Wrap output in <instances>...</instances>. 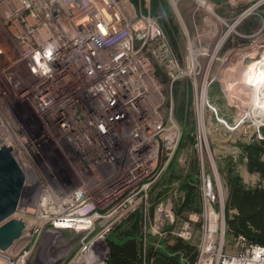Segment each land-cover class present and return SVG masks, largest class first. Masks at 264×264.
Listing matches in <instances>:
<instances>
[{
  "label": "built area",
  "instance_id": "2783aa9c",
  "mask_svg": "<svg viewBox=\"0 0 264 264\" xmlns=\"http://www.w3.org/2000/svg\"><path fill=\"white\" fill-rule=\"evenodd\" d=\"M242 1L253 3L239 22L264 7ZM210 6H201L208 27ZM186 49L180 61L157 18L133 0H0V147L24 174L13 216L24 229L0 264H31L52 234L53 249L77 245L62 264H106V234L147 200L179 149L174 85L189 79L200 90L197 112L206 107L198 79L208 51L189 40ZM199 192L207 229L197 264H264V247L243 236L227 246L224 202L203 171ZM195 218L174 235L192 241ZM174 220L163 201L146 230L161 235Z\"/></svg>",
  "mask_w": 264,
  "mask_h": 264
},
{
  "label": "rangeland",
  "instance_id": "374dc122",
  "mask_svg": "<svg viewBox=\"0 0 264 264\" xmlns=\"http://www.w3.org/2000/svg\"><path fill=\"white\" fill-rule=\"evenodd\" d=\"M165 1L169 13L158 14L157 20L162 28L165 24L164 27L171 30L168 40L173 44L172 48L180 61H183L186 56L188 40L208 51L200 60L202 70L198 79L199 85L203 80L207 86L205 89L206 107L202 113L199 114L196 110V108L199 110L196 103L199 101L200 90L198 88L195 91L189 79L178 81L174 85L175 89L173 87V106H179L182 103L181 98L184 97L186 119L183 122L188 129L194 128L191 133L193 141L177 151L173 164L177 169L186 171L190 164L197 160L199 173L203 171L205 174L211 175L214 189L219 194L220 201L225 202L227 187L224 177L219 171L220 165L227 157L232 158L234 162L239 160L240 153L235 144L248 142L255 136L259 138L260 129L264 128V124L256 125L250 115L243 114L251 106L252 100H248L242 93L243 89L238 87L241 74L244 73L242 75L244 80L247 78L246 74L249 69L243 68L261 60L264 55V7L255 9L239 22L240 15L253 2L206 0L213 6L216 15L210 17L213 25L208 27L204 25L201 6L194 0ZM138 4L143 12V8L149 9L150 0H144L142 6L139 1ZM250 21L259 25L257 32L248 35L237 30L244 22ZM160 79L165 81L163 75ZM228 86L234 89L226 88ZM174 93H176V99ZM237 95L239 102L236 100ZM196 100L197 102H195ZM199 122L202 124L201 127ZM236 172L246 185L253 186L257 182V176L249 174L242 163L237 164ZM162 176L155 182L153 188L156 187ZM206 223V216L202 210L201 214L192 221L193 239L191 242L201 244L207 229ZM65 235L68 237L70 234L68 232ZM225 241L228 246L232 239L226 237ZM76 248L77 245L71 243L68 246L61 245L57 250L52 247L45 249L43 255H39L37 264H52L57 259H60V264H62L75 253ZM35 258L36 253L32 262Z\"/></svg>",
  "mask_w": 264,
  "mask_h": 264
},
{
  "label": "trees",
  "instance_id": "16d2710c",
  "mask_svg": "<svg viewBox=\"0 0 264 264\" xmlns=\"http://www.w3.org/2000/svg\"><path fill=\"white\" fill-rule=\"evenodd\" d=\"M138 1L142 6L144 0H133V4L138 7ZM143 12L146 13V9L143 8ZM149 13L155 18L161 13L168 14L167 2L150 0ZM164 25L168 39L171 30ZM237 30L252 35L259 30V25L253 21L244 22ZM170 45L174 47L172 43ZM174 96L176 99V93ZM183 100L184 97L179 106H174V114L182 131L178 150L193 141L191 133L194 128L188 129L183 122L186 119ZM259 133V138L255 136L248 142L236 143L239 160L234 162L230 157L225 158L219 171L227 187L224 202L225 236L232 240L243 236L250 243L264 247V128ZM239 163L244 164L249 174L257 176L253 186L246 185L236 172ZM170 197H173V201ZM167 200L173 202L174 223L163 226L161 235H152L146 227L153 221L156 206ZM201 212L197 160L186 171L177 169L172 162L147 200L128 212L106 234V264H197L198 244L184 241L173 232L189 214L199 215Z\"/></svg>",
  "mask_w": 264,
  "mask_h": 264
},
{
  "label": "water",
  "instance_id": "95a60500",
  "mask_svg": "<svg viewBox=\"0 0 264 264\" xmlns=\"http://www.w3.org/2000/svg\"><path fill=\"white\" fill-rule=\"evenodd\" d=\"M24 183V174L11 155L10 147H0V251H5L19 239L24 224L13 218ZM36 256L32 264H37ZM57 259L52 264H60Z\"/></svg>",
  "mask_w": 264,
  "mask_h": 264
},
{
  "label": "bare ground",
  "instance_id": "6f19581e",
  "mask_svg": "<svg viewBox=\"0 0 264 264\" xmlns=\"http://www.w3.org/2000/svg\"><path fill=\"white\" fill-rule=\"evenodd\" d=\"M198 3L201 6H205L208 10L211 9L210 4H208L204 0H199ZM241 55H245V54H241ZM250 66H246L245 68H243V69H249L248 73L246 74L247 78L246 80H244L243 79L244 77L242 76L244 73H242L240 76V85H238V87H241L243 89L242 93L245 97H247L248 100H252L251 106L249 107L247 111H244L243 114L250 115L253 118L254 123L256 125H259V124H264V74H263L264 73V55L261 60H258L252 63ZM226 88L234 89L233 87H230V86ZM259 92H260V95H259ZM237 99H238V95L236 97V100ZM237 101L239 102V100ZM213 226H214V220H212L211 222V228H213ZM56 237H57V234H52L51 237L49 236L47 238L41 250L42 252L40 253V255L41 254L43 255V250L45 249L47 250L51 248V243H52L51 241L52 239H55ZM16 244L17 243L15 241L10 246V248L14 247Z\"/></svg>",
  "mask_w": 264,
  "mask_h": 264
},
{
  "label": "clouds",
  "instance_id": "9594fccd",
  "mask_svg": "<svg viewBox=\"0 0 264 264\" xmlns=\"http://www.w3.org/2000/svg\"><path fill=\"white\" fill-rule=\"evenodd\" d=\"M44 55L47 56L49 59H51V56H52L51 50L50 49L49 50H46L45 53H44ZM37 56L39 57V54H37ZM43 70H44L45 73H48V72L51 71V68L44 67Z\"/></svg>",
  "mask_w": 264,
  "mask_h": 264
}]
</instances>
